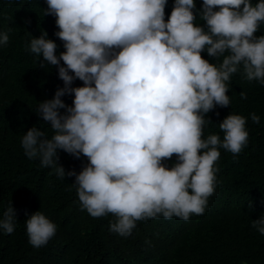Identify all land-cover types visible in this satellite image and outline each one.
Listing matches in <instances>:
<instances>
[{"label":"clouds","instance_id":"clouds-1","mask_svg":"<svg viewBox=\"0 0 264 264\" xmlns=\"http://www.w3.org/2000/svg\"><path fill=\"white\" fill-rule=\"evenodd\" d=\"M45 2L43 14L55 17L64 51L57 53L44 30L30 34L24 47L42 57L40 67L55 65L63 86L35 109L52 135L29 127L20 137L24 155L60 179L73 176L79 207L93 217L112 214L109 231L121 236L138 220L202 214L217 183L220 149L235 158L248 143L244 115L229 112L217 123L220 133L205 136V114L230 104L227 82L235 73L264 85V32L254 35L264 23V0H202L195 13L194 0H173L167 20V0ZM197 15L203 25L194 22ZM9 31L0 30V46ZM77 78L82 85L72 86ZM69 93L71 105L61 99ZM249 116L260 123L257 113ZM60 149L83 154L87 163L66 172L57 163ZM173 154L166 166L162 160ZM16 215L9 201L0 231L12 233ZM25 217L32 246L55 234L42 211L25 210ZM251 226L264 235V213Z\"/></svg>","mask_w":264,"mask_h":264},{"label":"trees","instance_id":"trees-1","mask_svg":"<svg viewBox=\"0 0 264 264\" xmlns=\"http://www.w3.org/2000/svg\"><path fill=\"white\" fill-rule=\"evenodd\" d=\"M194 3L195 13L202 0ZM172 5L173 0H167L165 20ZM46 7L45 0H0V30L10 29L6 46H0V212L9 201L17 210L14 231H0V264H264V235L251 226V220L264 213V85L235 73L227 82L230 104L205 114L210 120L203 129L205 136L220 133L217 123L229 112L244 115L248 131V143L235 158L220 149L217 183L205 211L188 220L176 216L138 220L128 236H121L109 231L112 214L93 217L79 207L73 176L58 178L52 168L26 157L20 146V137L31 126L52 135L35 109L63 86L56 66L45 62L40 67L42 57L24 47L30 34L39 36L44 30L56 42L57 53L64 51L54 35L55 17L43 14ZM194 22L204 24L199 15ZM262 32L264 23L254 35ZM201 56L218 63L205 51ZM82 83L77 78L72 86ZM61 99L71 105L72 94ZM252 112L260 116L259 124L251 120ZM174 160L175 154L162 162L171 166ZM57 163L66 172H78L87 157L76 158L60 149ZM25 210H40L56 224L46 244L28 243Z\"/></svg>","mask_w":264,"mask_h":264}]
</instances>
